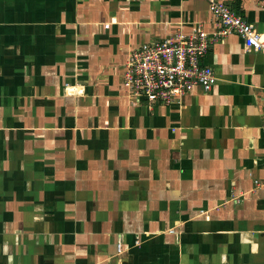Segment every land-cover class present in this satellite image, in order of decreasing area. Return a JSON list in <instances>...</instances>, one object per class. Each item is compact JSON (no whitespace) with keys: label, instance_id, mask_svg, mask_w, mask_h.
<instances>
[{"label":"crops","instance_id":"obj_1","mask_svg":"<svg viewBox=\"0 0 264 264\" xmlns=\"http://www.w3.org/2000/svg\"><path fill=\"white\" fill-rule=\"evenodd\" d=\"M220 1L264 36V0ZM196 29L207 0H0V264H264V56L232 33L210 92L124 88Z\"/></svg>","mask_w":264,"mask_h":264},{"label":"built area","instance_id":"obj_2","mask_svg":"<svg viewBox=\"0 0 264 264\" xmlns=\"http://www.w3.org/2000/svg\"><path fill=\"white\" fill-rule=\"evenodd\" d=\"M207 2L218 31L209 34L196 29L191 34L177 33L159 42L143 44L129 54L123 84L133 103L145 101L148 106H169L196 90L210 92L216 76L205 58L210 47L229 34H237L247 51L264 56V36L253 24L223 1ZM254 184L264 196V178Z\"/></svg>","mask_w":264,"mask_h":264}]
</instances>
